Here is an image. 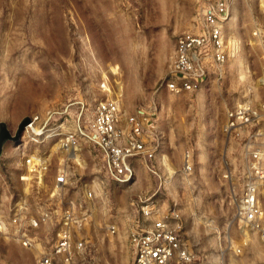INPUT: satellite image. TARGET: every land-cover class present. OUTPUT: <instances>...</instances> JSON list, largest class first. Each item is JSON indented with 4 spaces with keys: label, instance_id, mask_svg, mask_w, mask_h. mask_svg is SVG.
I'll use <instances>...</instances> for the list:
<instances>
[{
    "label": "rangeland",
    "instance_id": "1",
    "mask_svg": "<svg viewBox=\"0 0 264 264\" xmlns=\"http://www.w3.org/2000/svg\"><path fill=\"white\" fill-rule=\"evenodd\" d=\"M256 25L264 26V0H232L223 30L237 52L199 90L173 93L165 82L175 41L199 30L196 0H0V131L15 137L0 148V264H37L50 254L71 204L86 214L73 237L84 248L70 262L55 256L52 264H134L128 237L135 225L151 221L141 215L145 204L153 216L172 207L180 212L191 264H264V242L239 228V146L222 131L227 109L258 106L264 98ZM105 99L118 102L123 124L138 111L151 115L145 133L156 145L158 175L136 159L132 179L117 183L92 145L80 140L75 155L59 146L65 133L78 132L79 103L82 126ZM47 111L56 112L50 136L35 142L25 127L17 134L23 119ZM187 148L194 165L188 174L181 172ZM34 153L49 161L39 186L20 179L23 156ZM59 170L69 184L53 192ZM44 213L45 223L29 225Z\"/></svg>",
    "mask_w": 264,
    "mask_h": 264
},
{
    "label": "built area",
    "instance_id": "2",
    "mask_svg": "<svg viewBox=\"0 0 264 264\" xmlns=\"http://www.w3.org/2000/svg\"><path fill=\"white\" fill-rule=\"evenodd\" d=\"M231 4L232 0H196L199 30L182 32L176 38L170 77L165 82L169 91L180 93L199 90L211 74H220L222 66L237 52L234 43L230 46L226 43L223 30L230 17ZM252 36L263 47L260 81L264 91V26L256 25ZM79 105L76 115L78 132H67L60 138L59 146L62 149L75 155L80 140L92 145L104 162L107 176L117 183L124 184L132 179L136 159L144 160L149 172L158 175L152 162L156 156V145L147 139L145 133L152 126L148 112L138 111L127 115L123 124L118 102L105 99L96 103L92 118L80 126L84 104L80 102ZM55 114L54 111H47L42 118H29L25 130L30 131L33 141L39 142L50 136L48 124ZM222 131L239 146L242 178L241 191L236 199L239 228L254 231L264 242V98L258 106L240 103L227 109ZM22 165L25 175H21L20 179L33 181L39 186L49 161L44 155L34 153L24 155ZM193 168L192 151L187 148L182 154L181 172L188 174ZM68 184L67 172L59 170L53 179V192L62 191ZM86 194L92 196L90 191ZM74 209L73 204L65 209L62 228L52 244L50 254L43 255L37 264H52L55 256L70 262L76 252L84 248L82 239L74 241L73 237L74 232L85 224L86 214H76ZM140 211L143 217H151V221L146 225H135L129 233L134 264L193 263V253L182 242L184 222L175 207L156 216H153V208L147 204L140 206ZM48 219L49 214L44 213L37 219L29 220V225L37 228ZM12 220L14 223L19 222L16 217ZM109 229L114 232V227ZM4 230L5 224L0 221V233ZM20 237L22 246L31 245L28 236L21 234Z\"/></svg>",
    "mask_w": 264,
    "mask_h": 264
},
{
    "label": "water",
    "instance_id": "3",
    "mask_svg": "<svg viewBox=\"0 0 264 264\" xmlns=\"http://www.w3.org/2000/svg\"><path fill=\"white\" fill-rule=\"evenodd\" d=\"M29 123V118H25L23 119V121L20 123L19 127H18V133ZM15 139V137H12L9 135V133L7 132V130L3 127L0 131V148H1V144L5 139Z\"/></svg>",
    "mask_w": 264,
    "mask_h": 264
}]
</instances>
